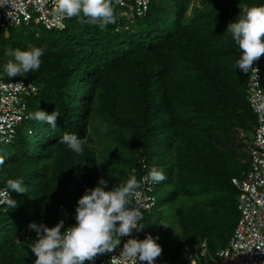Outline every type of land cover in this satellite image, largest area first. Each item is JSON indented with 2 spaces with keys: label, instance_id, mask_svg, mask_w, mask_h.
Here are the masks:
<instances>
[{
  "label": "trees",
  "instance_id": "1",
  "mask_svg": "<svg viewBox=\"0 0 264 264\" xmlns=\"http://www.w3.org/2000/svg\"><path fill=\"white\" fill-rule=\"evenodd\" d=\"M199 1L187 17L191 0H150L149 13L127 32L117 33L111 24L101 28L82 15L62 31L0 28V72L12 59L6 50L44 49L38 71L12 77L38 88L27 100L28 112H59L56 129L30 119L0 150V189L9 178L26 187V193L10 190L16 208H0V264H34L26 236H37L28 225L51 228L96 187L100 164L90 121L98 117L105 124L100 135H114L127 151L117 157L128 178L141 179L153 166L166 176L154 185L155 204L140 221L141 240L151 235L163 243L166 257L155 262L185 264L182 248L204 239L213 257L226 247L239 218L232 179H243L251 168L257 124L249 73L234 68L241 53L226 31L239 18V6L264 0ZM65 132L82 138L81 155L59 142ZM162 189L166 197L159 199ZM171 214L176 238L166 233ZM177 239L182 250L172 252Z\"/></svg>",
  "mask_w": 264,
  "mask_h": 264
},
{
  "label": "clouds",
  "instance_id": "2",
  "mask_svg": "<svg viewBox=\"0 0 264 264\" xmlns=\"http://www.w3.org/2000/svg\"><path fill=\"white\" fill-rule=\"evenodd\" d=\"M110 2L114 4L115 12H113ZM239 8V18L230 22L226 31L241 53L235 62L234 68L239 67L244 73H249L250 70L257 71L252 65L254 61L262 56L260 60L261 75L264 78L262 73L264 61V5H241ZM122 11L119 5L110 0H56L57 19L65 17V26L62 29L49 30L34 23L0 28L10 30L20 27H41L49 31H62L66 28L71 17L79 18L82 15L90 22H99L101 28L111 24L115 27V32H127L130 27L128 30L116 31L117 26L112 24L114 17L121 14ZM134 19L136 18L126 21V19L121 18V23H128L131 26ZM43 54V48L34 46L26 50H6L5 55L11 56L12 59H9L2 66L3 72H0L2 80L24 81L29 84L28 81L12 77L21 76L22 73H29L30 71H38ZM17 85L23 87L21 84ZM30 87L34 91L31 85ZM33 87L35 91L26 96V104L29 97L38 94V88L35 85ZM58 116L59 112L56 110L51 114L41 109L29 113L30 119L46 122L52 129L57 128ZM23 124L21 127H23ZM28 134H31L30 130ZM59 142L66 145L74 154L81 155L83 153L84 142L75 133L65 132ZM3 146L6 145L1 147ZM3 164L4 160L0 158V166ZM165 179L166 176L163 170L155 166L149 169L147 175L141 181H138L136 176L132 175L126 181L116 184L111 190H105L108 181L101 178L98 186L86 190L85 194L78 199V206L75 209V225L62 232L63 221L58 224L55 223L56 225L54 224L55 226L53 225L54 227L51 228L44 224L31 222L28 227L34 230L37 236V239L33 238L34 242L30 244L31 251L36 257L34 264H85V261L93 260L99 253L112 251L121 243L122 237L130 236L133 231L139 233L145 228V225L140 223L143 219L142 211L139 207L132 206V198L139 195L142 181L159 183ZM10 190L16 193H26V187L22 179L9 178L5 181V187L0 189V206L16 208L17 201L8 195ZM157 239L151 235L142 240L129 238L123 244L119 258L125 261H134L135 264H142V262L155 264V259L162 253V248L157 243Z\"/></svg>",
  "mask_w": 264,
  "mask_h": 264
},
{
  "label": "built area",
  "instance_id": "3",
  "mask_svg": "<svg viewBox=\"0 0 264 264\" xmlns=\"http://www.w3.org/2000/svg\"><path fill=\"white\" fill-rule=\"evenodd\" d=\"M110 1L123 10L114 17L112 24L117 26L116 31L128 30L130 27L128 23L122 24L121 18L126 21L143 18L150 10V0ZM31 23L42 25L49 30L62 29L65 26V17L57 19L56 0H0V27ZM261 58L262 56L254 61L252 67L257 71L250 70L247 86L249 103L257 118L252 146L249 148L251 168L243 179H232L239 192L237 199L239 218L236 227L226 247L218 252L216 257L210 255L207 239L194 244L191 248L186 246L183 254L185 264H264V78L261 75ZM30 85L35 91L30 83L5 81L0 76V149L2 145L13 143L17 130L30 119L25 102L26 96L34 92ZM141 179L137 180L141 181ZM155 184L147 180L142 181L139 195L132 198V206L139 207L142 212L151 210L155 204L152 195ZM8 195L11 197L12 193L9 191ZM75 215L76 212H72L59 218L56 224L60 221L64 222L62 232L75 225ZM144 234V229L139 233L133 231L130 236L122 237L121 243L115 249L99 253L93 260L85 261V264H110V262L135 264L134 261L120 259L119 255L123 244L129 238L141 240ZM26 239L34 242L31 236H26ZM155 264H172V262L164 259L158 260Z\"/></svg>",
  "mask_w": 264,
  "mask_h": 264
},
{
  "label": "rangeland",
  "instance_id": "4",
  "mask_svg": "<svg viewBox=\"0 0 264 264\" xmlns=\"http://www.w3.org/2000/svg\"><path fill=\"white\" fill-rule=\"evenodd\" d=\"M201 7V3L199 0H191L190 4H189V9L186 11V16L187 17H191L192 13L195 9L200 8ZM24 29H27L26 27H22ZM34 28V27H31ZM21 29V28H18ZM36 30H39V28H36ZM92 122V130L90 129V134L92 137V143L91 145L93 147H96L98 154H99V164H100V176L98 178L97 184L96 186H98V182L101 178L105 179L108 181V186L105 190H111L116 184L122 183L124 181H126L128 179L127 177V169L126 167L119 161V156H124L125 154H127V151L123 150L119 144L118 141L115 140L114 135L110 136V138H108L107 136H103L100 135L101 131L105 129V124H102L103 122L101 121V118H91ZM102 122V123H101ZM98 130V131H97ZM110 139V140H109ZM106 140L108 142H106ZM105 141V150L103 148V142ZM250 142H248V147L250 146ZM7 147L8 146H4ZM3 148V147H1ZM4 148V149H7ZM116 151L117 155H114V152ZM118 156V157H117ZM167 189V188H164ZM162 189V191L158 192V198L160 199L161 197H166V191ZM198 198V197H197ZM197 198H193L190 201H195ZM200 200V199H197ZM160 203H158L156 205V208L160 207ZM166 208V207H164ZM163 211V210H162ZM167 215L169 213H166ZM173 214L170 215V220L168 221L169 224V230L166 231V233L168 234V238L173 237L176 238V230H177V225L175 223H173ZM162 219H164L163 215ZM160 219V218H159ZM158 219H155V223H157ZM154 238V237H153ZM179 239H177L174 243V245H172V252H178L182 247L179 246ZM158 244L160 246L163 245L162 242H158ZM184 250V247L182 248ZM181 249V250H182ZM172 255V254H171ZM163 257H166V255L164 254V252L162 251L161 255L158 256V259H161ZM28 262L30 263V259H28ZM172 264H184V261L182 259H180L177 263L172 262Z\"/></svg>",
  "mask_w": 264,
  "mask_h": 264
},
{
  "label": "bare ground",
  "instance_id": "5",
  "mask_svg": "<svg viewBox=\"0 0 264 264\" xmlns=\"http://www.w3.org/2000/svg\"><path fill=\"white\" fill-rule=\"evenodd\" d=\"M87 86V85H86ZM77 112H78V110H77Z\"/></svg>",
  "mask_w": 264,
  "mask_h": 264
}]
</instances>
